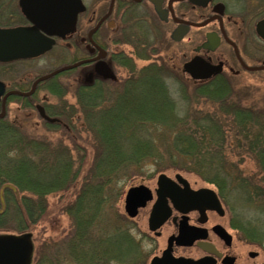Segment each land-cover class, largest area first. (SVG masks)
<instances>
[{
	"label": "trees",
	"instance_id": "obj_1",
	"mask_svg": "<svg viewBox=\"0 0 264 264\" xmlns=\"http://www.w3.org/2000/svg\"><path fill=\"white\" fill-rule=\"evenodd\" d=\"M156 70L140 77L133 73L121 81L125 87H142L134 96V90L123 88L111 90L109 99L103 91L112 87L99 81L81 85L75 90L76 108L67 106V113L54 126L42 122V135L37 134V123L0 120V195L5 191L3 202L6 197L9 203L0 209V226L6 220L13 223L6 231L26 232L29 223L37 224L45 213L42 199L74 186L79 227L74 224L78 234L77 240L73 234L75 241H70L75 251L71 262L128 261L136 251L127 226L103 224L118 197L119 181L135 171L144 172L149 165L157 171L160 166H192L197 172L199 166H232V147L239 149L236 166L249 158L257 169L250 176L242 168L222 170L213 179L218 193L225 196L230 188H238L264 212V188L260 189L264 187V92L259 96L251 87H224L216 81L182 83L187 99L178 110L171 100L169 75ZM166 114L172 117L162 118ZM80 142L86 147L78 153ZM118 242L116 259L112 246ZM97 245L101 247L96 249Z\"/></svg>",
	"mask_w": 264,
	"mask_h": 264
},
{
	"label": "flooded vegetation",
	"instance_id": "obj_2",
	"mask_svg": "<svg viewBox=\"0 0 264 264\" xmlns=\"http://www.w3.org/2000/svg\"><path fill=\"white\" fill-rule=\"evenodd\" d=\"M83 3L84 46L78 43L77 28L62 40L69 50L79 51L78 61L89 60L85 65L91 67L89 82L82 86L99 81L107 87L123 88L124 77L120 74L123 67H135L137 72L157 69L162 76L171 75L181 83L216 81L224 87L242 85L250 80V75L264 72V39L256 32L257 23L264 19V0H85ZM80 23L79 17L77 27ZM29 26L19 0H0V30ZM209 35L212 40L217 39L213 49L204 47ZM59 42L56 39L53 48ZM33 59L36 58L0 61L3 87L0 113L4 112L0 120L10 119L7 112L11 105L26 110L28 100L45 82L37 84L30 96L23 95L39 78L28 77L27 63ZM194 59L202 60L214 73L206 80H192L183 66ZM138 60L147 64L138 68ZM99 62L109 71L106 75L96 72ZM235 79L239 81L233 82ZM41 102L44 103L43 98ZM202 189L209 188H194L176 176L161 189L156 182L150 189V199L137 209L133 218L125 214L123 198L120 223L127 225L133 236L136 259L116 263L264 264L262 215L259 220L246 217L230 194L222 196L215 190L218 208L211 207L215 204L211 196L205 201H193L191 193ZM153 226L157 227L152 229ZM145 241L147 250L142 244ZM32 262L33 259L29 264ZM108 262L103 259L97 264Z\"/></svg>",
	"mask_w": 264,
	"mask_h": 264
},
{
	"label": "rangeland",
	"instance_id": "obj_3",
	"mask_svg": "<svg viewBox=\"0 0 264 264\" xmlns=\"http://www.w3.org/2000/svg\"><path fill=\"white\" fill-rule=\"evenodd\" d=\"M85 0H83L84 2ZM81 19V26L78 24L76 35L80 36L78 43L80 46H84L85 39L83 37L84 33V22H83V16L80 17ZM79 27L80 30H79ZM79 33V34H77ZM75 35V36H76ZM81 38V39H80ZM71 49L69 50L67 42L66 41H60L56 47L53 48V50L50 53L44 54L42 57L29 60L28 65V77L29 79L33 78L35 76L41 77L43 75H47L49 72L55 71L58 68L65 67L67 65H71L78 61L79 57V51L76 49L75 52ZM135 62V61H134ZM137 67L141 68L143 65L147 64V62H142L140 60L137 61ZM87 65V64H86ZM90 66L81 65L80 67L76 68V70L72 71H66L63 72L56 77H54L51 80L45 81L40 86L38 92L33 97V99L28 100V106L25 111H20L16 106L11 105L8 107L7 117H9V121H15L16 124H21L24 122H31L33 126L39 124L38 133L37 134H43V128L41 123L43 121L40 120L39 115L37 113V110H35V104L44 105L45 107H48L47 114L50 117L57 118L58 122L62 120L61 114L64 115L67 113L68 108L67 106H71L76 108V103L78 99V93L75 92L76 88L78 89L81 85L86 84L89 82V79L87 78L88 73L90 72ZM137 68V69H138ZM136 72L134 76L140 77V76H146L149 75L147 73V70H141V71H135V67H123V70L120 71V74L125 78H127L129 75ZM156 73H160L159 70H156ZM239 81V79L233 80V82ZM168 88L172 92L171 100H174L176 107H178V110H181L182 107H184V104L187 99V90H185V87L182 85L180 80L172 77L171 75L167 79ZM140 85V84H139ZM192 86L193 84H189ZM242 86V87H241ZM244 87H251L252 90L258 91L259 96L261 92H264V72L262 74H253L250 75V80L246 81L244 84H238L236 85V88H244ZM126 90H134L131 94L137 95L139 93V89L142 87H134L132 84L127 87H123ZM123 88L113 89L108 88V90H104L103 93L107 94V97L110 99L112 97L111 90L115 91H121ZM105 89V88H104ZM82 91L79 90V93ZM111 93V94H110ZM80 96V95H79ZM254 96H258L257 94H254ZM42 98L44 99V103L41 102ZM121 99V98H120ZM35 101V102H34ZM131 101H134V98L131 99ZM121 102L123 103V100L121 99ZM18 109V110H17ZM17 110V112H16ZM179 116L182 114V111L178 112ZM172 115L166 114L162 115V118L164 119H170ZM54 126V125H50ZM52 130H59L57 128H52ZM53 137V136H52ZM59 137L54 136L53 140L56 141ZM85 139V137H81ZM84 141V140H83ZM86 147L85 142L78 143L76 148L77 152L81 148L83 149ZM233 151L231 150V165L232 166H199L197 169L200 172H197L195 168H192V166H160V170H156L155 166L149 165L147 168H145L144 172L135 171L130 175L129 179H121L119 181V194L118 197H116V201L113 205H111V210L106 211V214L104 216L103 213V224L108 226L114 225L117 228L118 226H121L120 222H123L121 220V216H123L122 212V199L126 193V191L133 186L138 185H145L150 189H153L155 187V183L157 180V177L160 174H165L169 178H175L176 175L181 176L185 180H187L191 186L194 188H209L211 190L217 191V186L215 185V182L213 181L214 178H219L220 172L224 169H230L233 168L235 171L238 168H242L243 174L246 176H250L252 174H255L257 166L253 159L246 158L244 161L239 164V166H236V163L238 161V154H237V148L234 149L232 147ZM230 150V148H229ZM79 153V152H78ZM80 164V162H77V166ZM87 161L85 166H87ZM86 167H84L85 169ZM83 169V171H84ZM214 174V175H213ZM216 174V175H215ZM82 175V173H81ZM79 180L81 179V176ZM1 188V187H0ZM264 188L260 185V189L262 190ZM5 191H2L0 195V209H6V205H8V201L6 200V197L4 199L5 202H3V197ZM264 193V189H263ZM74 194H75V188L74 186L66 191L50 194L46 196V198L42 199L40 204L42 203V206H44V215L41 217V219L36 223H29V228H27V233H31V239L33 243V262L32 264H79L75 262H71L73 257L75 256L74 248L71 246L70 241L77 240V234L78 230L77 227V221H76V206L74 203ZM231 195V197L238 202V204L241 206V209L243 212H245L246 217L248 218H254V219H262L264 216V212L259 209V207L253 203L249 197H247L244 192L240 191L238 188L232 187L230 188V192H228V195ZM9 195V194H8ZM226 195V197L228 196ZM11 198L14 199V197L11 195ZM6 203V205H5ZM1 212V211H0ZM121 214V215H120ZM262 217L260 218V216ZM3 221V219H2ZM75 224V227H74ZM4 226H0V236L5 235H14L19 234L16 232H13V230H9L10 228H13V223L9 221H3ZM108 226H106L108 228ZM124 226V225H123ZM127 226V225H126ZM131 226V224H130ZM6 229H3V228ZM79 227V226H78ZM123 228V227H122ZM99 229V228H98ZM97 229V230H98ZM110 230V228H108ZM131 232L133 233V229H131ZM73 234H75V240L73 239ZM98 235L95 233L93 239H97ZM92 239V240H93ZM117 239V238H116ZM147 242L143 244L144 250H147ZM119 242L115 247L112 246V253L114 252V256L117 259V253L119 249ZM101 246L97 245L96 249L100 248ZM106 248V247H105ZM77 250V248H76ZM114 250V251H113ZM107 251V248H106ZM109 251V247H108ZM129 260L136 259L135 253H130L128 255ZM119 260H121L119 258ZM110 263L108 264H118L116 263Z\"/></svg>",
	"mask_w": 264,
	"mask_h": 264
},
{
	"label": "water",
	"instance_id": "obj_4",
	"mask_svg": "<svg viewBox=\"0 0 264 264\" xmlns=\"http://www.w3.org/2000/svg\"><path fill=\"white\" fill-rule=\"evenodd\" d=\"M19 6L30 26L26 28L0 30L1 62H8L20 58H34L50 51L55 45L56 39L63 40L67 35L75 31L78 16L85 11L81 0H19ZM256 32L260 38L264 39V19L257 23ZM216 46L217 39L213 37L212 40V36L209 35L204 47L213 49ZM88 62L89 60H83L40 77L34 83L31 92L25 95H31L38 83ZM204 64L202 60L194 59L185 64L183 70L193 80H204L214 73L212 67H208V65L206 67ZM103 66V63L99 62L95 67L99 75H106L109 72L108 70H104ZM2 93L3 87L0 84V96ZM36 110L44 121L50 124L56 122V119L50 118L45 114L41 106H37ZM3 116L4 112L0 114V117ZM177 178L181 179L180 177ZM168 182H170L168 177L160 175L157 179V187L161 189ZM185 185L187 186L186 183ZM150 194L151 191L143 185L128 189L124 199V211L127 216L130 218L135 217L137 209L142 207L150 199ZM209 196L215 202L211 207L218 208V203H216L217 199L210 190H201L193 192L190 195L193 201L199 199L206 200ZM153 218L154 216L151 217L150 223L153 221ZM155 227L153 226L152 229ZM31 253V234L0 236V264H29Z\"/></svg>",
	"mask_w": 264,
	"mask_h": 264
}]
</instances>
